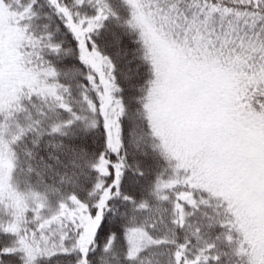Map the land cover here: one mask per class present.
<instances>
[{
  "label": "snow or ice",
  "instance_id": "6c2138e0",
  "mask_svg": "<svg viewBox=\"0 0 264 264\" xmlns=\"http://www.w3.org/2000/svg\"><path fill=\"white\" fill-rule=\"evenodd\" d=\"M0 264H264V0H0Z\"/></svg>",
  "mask_w": 264,
  "mask_h": 264
}]
</instances>
